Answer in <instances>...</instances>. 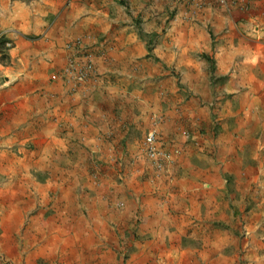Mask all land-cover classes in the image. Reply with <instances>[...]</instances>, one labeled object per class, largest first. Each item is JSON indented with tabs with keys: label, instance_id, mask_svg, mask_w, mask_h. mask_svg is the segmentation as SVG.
<instances>
[{
	"label": "crops",
	"instance_id": "1",
	"mask_svg": "<svg viewBox=\"0 0 264 264\" xmlns=\"http://www.w3.org/2000/svg\"><path fill=\"white\" fill-rule=\"evenodd\" d=\"M0 37V264H264V0H0Z\"/></svg>",
	"mask_w": 264,
	"mask_h": 264
},
{
	"label": "built area",
	"instance_id": "2",
	"mask_svg": "<svg viewBox=\"0 0 264 264\" xmlns=\"http://www.w3.org/2000/svg\"><path fill=\"white\" fill-rule=\"evenodd\" d=\"M204 0H195L197 4H202ZM230 0H216L217 4L225 6ZM10 42L6 47H10ZM70 52L67 64L63 70L66 83L72 86V91H77L81 85L93 81L98 76V71L94 63V52L84 42V39L77 38L66 45ZM145 154L157 173L165 171L166 167L173 162V159L180 155L177 148L166 150L158 144L156 131L149 132L143 142ZM121 206V205H120Z\"/></svg>",
	"mask_w": 264,
	"mask_h": 264
},
{
	"label": "trees",
	"instance_id": "3",
	"mask_svg": "<svg viewBox=\"0 0 264 264\" xmlns=\"http://www.w3.org/2000/svg\"><path fill=\"white\" fill-rule=\"evenodd\" d=\"M7 43H9L7 40H5L4 38L0 37V62H5V60L7 58L6 55H5V52L9 49V47H6ZM204 58L209 64V68L208 69H209L210 74L213 73V71H214L213 62L207 57H204ZM87 164L90 166L88 161H87Z\"/></svg>",
	"mask_w": 264,
	"mask_h": 264
},
{
	"label": "rangeland",
	"instance_id": "4",
	"mask_svg": "<svg viewBox=\"0 0 264 264\" xmlns=\"http://www.w3.org/2000/svg\"><path fill=\"white\" fill-rule=\"evenodd\" d=\"M3 264H11L10 261L3 260Z\"/></svg>",
	"mask_w": 264,
	"mask_h": 264
}]
</instances>
